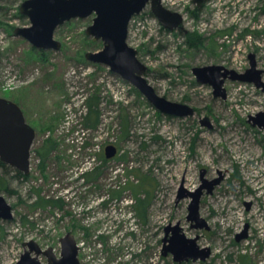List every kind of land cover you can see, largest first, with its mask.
Wrapping results in <instances>:
<instances>
[{
  "label": "rangeland",
  "instance_id": "obj_1",
  "mask_svg": "<svg viewBox=\"0 0 264 264\" xmlns=\"http://www.w3.org/2000/svg\"><path fill=\"white\" fill-rule=\"evenodd\" d=\"M24 1L0 0V97L22 107L36 137L27 177L0 167L9 187L0 193L14 209L12 219L0 218V264H17L30 240L60 256L68 232L81 264H264V128L250 118L264 111V91L227 79L224 99L193 72L214 64L244 72L251 53L264 70V0L201 7L164 0L184 16L189 33L204 37L197 48L185 33L166 29L150 4L133 17L128 42L148 66V81L161 96L195 108L186 117L162 113L109 66L85 57L103 47L86 32L94 15L60 25L58 50L15 35L16 27L31 25L20 11ZM93 96L97 128L85 123V100ZM111 144L118 152L107 158ZM203 172L220 179L201 196L210 229L188 219L192 197L178 200L182 188H199ZM39 194L58 203L35 208ZM176 224L211 248L208 259L177 262L163 254L164 237L173 235L166 227ZM247 224L248 236L237 241Z\"/></svg>",
  "mask_w": 264,
  "mask_h": 264
},
{
  "label": "water",
  "instance_id": "obj_2",
  "mask_svg": "<svg viewBox=\"0 0 264 264\" xmlns=\"http://www.w3.org/2000/svg\"><path fill=\"white\" fill-rule=\"evenodd\" d=\"M199 7L208 0H194ZM161 24L169 30H179L187 33L184 16L167 8L163 0H25L20 7L23 15L29 17L30 26L16 27L15 35L28 39L38 49H60L61 42L55 38L57 28L75 18H87L91 15L93 23L86 32L95 41H102L103 47L97 51H88L85 57L93 62L106 66L133 84L162 113L186 117L194 115L196 110L185 103L175 102L161 96L148 81L146 72L148 66L139 57V51L129 44V26L135 15H139L148 5ZM251 65L244 73L229 69L223 65L196 66L193 72L198 82L210 84L214 95L227 98L225 82L227 78L241 82L255 83L264 91L263 73L258 68L255 54H250ZM260 127L264 128V111L251 115ZM205 122V121H204ZM207 122V121H206ZM255 124V123H254ZM209 125V124H208ZM36 137V129L27 122L22 107L11 99L0 97V160L25 174L31 171V150ZM118 149L111 144L106 147V157L113 158ZM202 173L203 183L196 191L182 188L178 200L192 197L189 204L188 219L196 228L210 229L208 221L201 216L200 201L207 189L212 193L220 179L208 180ZM186 192V193H185ZM13 207L6 197L0 193V218L10 220L14 217ZM249 224L237 235V241L248 236ZM163 254L173 253L177 262L189 259L205 261L212 254L210 247H200L197 238H189L182 233L179 224L166 227ZM170 241L169 244L167 242ZM61 255L55 253L53 247L43 249L35 240L24 243V252L17 264H81L80 247L72 232L61 238ZM41 255L47 257V262L41 260Z\"/></svg>",
  "mask_w": 264,
  "mask_h": 264
},
{
  "label": "trees",
  "instance_id": "obj_3",
  "mask_svg": "<svg viewBox=\"0 0 264 264\" xmlns=\"http://www.w3.org/2000/svg\"><path fill=\"white\" fill-rule=\"evenodd\" d=\"M185 37L187 38V42L191 44L193 48H197L205 42V39L201 35H196L193 33H186ZM99 100L96 96L90 97L89 99L87 98L85 100V108H87V113L85 116V123L90 126L91 128H97L98 125L100 124V116H101V111L99 110ZM0 167H2L5 171L9 169L8 164L0 160ZM19 176H24L27 177L28 174H23L21 171L17 172ZM0 190H8L9 187L7 185L6 179L0 175ZM141 201V200H140ZM51 203H58L57 201L53 200H48L43 198L40 194L38 196V199L33 203V206L35 208L38 207H46L47 205ZM141 212L143 211L144 214V207L141 206L139 207Z\"/></svg>",
  "mask_w": 264,
  "mask_h": 264
},
{
  "label": "flooded vegetation",
  "instance_id": "obj_4",
  "mask_svg": "<svg viewBox=\"0 0 264 264\" xmlns=\"http://www.w3.org/2000/svg\"><path fill=\"white\" fill-rule=\"evenodd\" d=\"M184 25L186 26V23L184 22ZM189 32V31H188ZM187 32V33H188ZM186 34V33H185ZM255 54V58H256V60H257V66H258V68H259V60H258V55H257V53H254ZM250 56V55H249ZM249 60H250V65H251V59H250V57H249ZM261 69V68H260ZM247 70V69H246ZM246 70L244 71V72H246ZM237 71V70H236ZM237 72H239V71H237ZM244 72H239V73H244ZM227 79H230V78H227ZM227 79H226V81H227ZM236 81V80H235ZM263 81H264V73H263ZM249 83H252V82H249ZM255 84V83H254ZM256 85V84H255ZM263 90V89H262Z\"/></svg>",
  "mask_w": 264,
  "mask_h": 264
},
{
  "label": "built area",
  "instance_id": "obj_5",
  "mask_svg": "<svg viewBox=\"0 0 264 264\" xmlns=\"http://www.w3.org/2000/svg\"><path fill=\"white\" fill-rule=\"evenodd\" d=\"M164 1V0H163Z\"/></svg>",
  "mask_w": 264,
  "mask_h": 264
}]
</instances>
